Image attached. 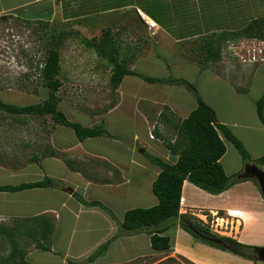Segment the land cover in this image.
I'll use <instances>...</instances> for the list:
<instances>
[{
  "label": "rangeland",
  "instance_id": "374dc122",
  "mask_svg": "<svg viewBox=\"0 0 264 264\" xmlns=\"http://www.w3.org/2000/svg\"><path fill=\"white\" fill-rule=\"evenodd\" d=\"M47 5L48 3H43V6ZM49 5L51 4L49 3ZM136 7L144 8L147 12L146 15L152 16L154 14L153 17L156 20L153 25L150 24V28L159 27L157 23L159 22L163 28L161 34L165 33L171 35L174 39H180L177 50L186 57V60L178 62V51L175 55L168 51L171 48V46L166 47L167 40L171 43L168 35H166V38L157 36L155 40L159 41L163 48H159L155 55L157 53L158 56L159 53L163 54L171 64V68H168L162 59L152 58L149 62L136 61L134 69L151 76L166 77L172 74L186 78L196 83L197 86L199 84L206 96L211 93L206 80L208 72L206 71L203 75H200L198 68L190 63V61H199L197 59L205 55L203 49L200 48L203 40L213 33L238 30L247 25L251 19L264 16V0H63L62 12L49 25V27H56L58 30L66 29L73 33L72 37L65 39L60 48L64 80L59 91L61 97L59 108L71 120L79 121L86 126H92L104 119L106 128L116 135V138L103 136L88 138L84 142L82 141L84 146L105 156L109 161L112 159L122 161L127 165V169L134 168L136 170L137 163L134 162L143 164L147 168L145 167V170L140 168L139 171L133 174L137 177L135 183L138 186L132 188L127 196L96 184L97 181H102L106 177L109 168H101L99 169L101 173H94L91 163L84 162L85 165H83L76 160L73 162L71 152L66 153L57 150L55 153H44L40 155V160L33 164L34 167L28 170L30 166L28 163L34 161L36 150L39 152L40 147L45 152L46 149H50L44 146L52 143V134L56 135L55 139L57 138L60 144H65L61 143V140L75 141L74 144L75 146L78 144V147L74 148L72 152H79V154H74L75 157L83 155L84 152H80L85 147L79 144L80 142L72 128L60 126L51 116H13L6 112H0V184H18L37 180L36 174H40L39 171L44 172L45 170L44 167L47 162L44 158L46 156H51L54 160L55 157H59L56 161L62 163V165H65V158H69L72 160L74 168H80L79 171L82 173L80 176L71 175L70 180L74 183H69L65 178L67 176L62 174L61 171H59V176L61 174L62 176L54 180L55 186L58 185L60 189H62V186L65 187L66 192L74 195L75 198L69 197L66 202L69 206L67 210L58 209L60 217L58 219L59 226L52 237L55 244L53 254L41 250L34 251L32 252L33 255L26 258L33 264H62L63 252L67 249L69 243H71L70 252L72 256H77V259L68 257L66 262L68 264V260L80 262L95 250L96 241L107 232L108 226L104 223L103 218L94 214V209L104 213L103 209L101 207L81 206L77 194L82 195L87 200L99 199L106 202L105 204L119 218L125 214L127 209L139 206L148 207L157 203V196L152 190V183L157 176L156 170L159 167L148 161L144 153L148 151L163 158L170 156L162 138H159L155 133V128L158 130L162 128L163 131L167 130L166 125H162L163 120L159 117L160 112L166 106L164 102L167 98H170L173 103H185L186 111L190 109L192 103H197L196 98L184 86L152 84L138 76L131 75L124 78L115 95L109 82L110 71L107 69L106 63L93 50L82 44L79 35L76 34L79 31L82 36L97 38L102 29L107 26L127 30V32L142 29L144 25L141 23V17H139L141 14H139ZM30 9L31 6L21 9L24 15H0V96L6 102L17 105L38 103L48 96V89L35 78L32 67L38 61L44 59L46 41L49 40V35L42 36L40 22L23 19V17L29 18L32 15L38 16ZM62 15H69L73 18L62 20ZM75 16L78 17L75 18ZM242 38L253 37L241 36L227 40L222 45V60L209 63L212 65L210 68L218 70L224 78L230 79L234 86L240 84L247 87L250 83L248 77H250L249 92L251 95H258L263 91L261 85L264 84V67L260 72L256 73V70L259 64H261L260 67L264 66L262 64L264 60L259 58L249 63L242 61L240 56L236 54V52H241L239 41ZM235 40H237L239 46L231 48L230 43ZM250 45L256 47L254 52L264 53L260 51L261 45L258 43ZM172 48L175 49L174 46ZM136 93L138 95H135ZM141 109H148L147 119H144L145 116H141L139 112ZM173 132L175 133V131ZM173 132H166V138L171 139L174 135ZM136 133L148 140L153 139L151 141L155 144V147H149L143 141L136 145L134 139ZM170 161L174 160L170 159ZM57 162H50V166L55 170L57 166L60 168V164ZM243 163L245 165L244 161ZM262 165L264 166V164ZM262 165L261 168L264 170ZM66 166L70 167L68 163ZM112 167L114 168V166ZM113 173H109L111 174L110 178L113 177ZM251 177L255 179L257 175L253 174ZM87 179L92 181V184H88ZM51 192L59 194L55 190ZM13 195L16 196L7 199L5 194L0 192V208H4L13 214H20L15 206L18 200L24 204L34 197V193L27 194V192L22 194L15 192ZM59 199L60 201L63 199L61 194ZM256 199L258 197L251 198L252 202L248 204L258 207L259 200L255 201ZM70 208L77 214L80 212L81 216L76 217V214L71 212ZM78 208H81L82 211H79ZM218 212L219 215L217 212L214 213V215L217 214L215 219H212L208 212L200 209L190 213L209 223L212 231L219 235L235 237V234H228L238 233V231L240 234L242 232L244 222L241 219H232L223 210ZM241 213L239 211L234 212L238 215ZM8 217H11V214H1L0 221L2 219L6 221ZM88 221H90V224H87ZM118 226L116 225V227ZM88 228L91 230H88ZM8 238H10L9 242L18 240L15 236ZM139 239V247L142 252L150 253L153 248L147 240V235L143 233ZM237 239L239 240V238ZM261 239H264V233ZM172 241L171 237V244ZM260 245H264V241ZM26 246L23 248H26ZM129 247L130 249L133 248L132 245H129ZM172 249L173 245L170 249L162 251L169 253ZM11 250L12 246L10 244H0V252L8 254ZM111 253L110 258L99 264H107L113 260L114 256H118L120 254L119 247L113 249ZM255 262L264 264L263 259L255 260ZM125 264L196 263L180 253H176V256L170 254L163 256L159 253L158 256L138 257Z\"/></svg>",
  "mask_w": 264,
  "mask_h": 264
},
{
  "label": "crops",
  "instance_id": "0c3cea01",
  "mask_svg": "<svg viewBox=\"0 0 264 264\" xmlns=\"http://www.w3.org/2000/svg\"><path fill=\"white\" fill-rule=\"evenodd\" d=\"M43 3H48L47 6H43ZM49 3L51 5H49ZM37 5V6H34ZM31 6V12L37 13V15H32L28 17H23L25 20H31V21H49L50 24L56 19L58 14H60L63 8V0H0V15H7V14H13V15H24L21 12V9L24 7H30ZM33 7V8H32ZM46 7V8H45ZM139 14V17H141V23L144 25L142 29H138L135 32L132 30H120L115 29L113 32L116 34L120 42L123 44V55L128 58V60L131 61L130 66L134 68V65L136 61L142 60L149 62L152 58H160V55L165 57L163 54L159 53V56L155 53L159 48H163L159 41L155 40L157 36L165 37L168 34L162 33V25H160L159 22L158 26L155 28H150V24L153 25L152 22H154L156 19L153 17V15H146V10L141 9L140 7H136ZM31 13V14H33ZM46 15V16H45ZM62 20H69L72 19V16L69 15H62ZM76 18V16H75ZM108 27V26H107ZM165 34V35H163ZM171 39V43H169V40L166 42V47L172 48V46L175 47V49L169 48L168 51H171L175 55L177 53L178 48V41L180 39H174L171 35H168ZM165 48V46H164ZM178 62H181L182 60H186V57L179 52ZM166 58V57H165ZM199 60V59H197ZM190 61V59H189ZM194 66H196L200 72V75H203L204 72H208V75L206 76L207 85H209L211 93L209 96H206L204 92L201 90V87L198 84V89L204 98V100L209 103L214 109L216 110L218 119L220 122L226 124L231 128V130L234 132V134L242 141L248 152L251 154V156L255 159L257 157H260L262 154H264V124L260 121L257 110H256V103L257 100L262 96L264 93V84L261 85L263 91L261 94L258 95H251L249 92V87L251 84V79L249 78V84L248 86H234L232 84L231 80L228 78H224L218 70L211 69L210 67L212 65L204 66V64L199 61H190ZM264 64V62L262 63ZM261 64L258 65V68L256 70L257 72H260V70H263L264 66H261ZM244 73L246 71H243ZM175 86V85H173ZM238 87V88H237ZM242 87V88H241ZM207 90H209L206 87ZM248 91V92H247ZM135 95H138L136 93ZM137 97V96H136ZM166 106H168L167 111V117L168 121H162V125H166L167 130H161V133L166 137L167 133H171L174 131L173 122H178L181 119H184L189 115V113L197 106V103H192L189 110L186 111L185 109V103H173L170 98H167V100L164 102ZM148 110V109H147ZM147 110L141 109L140 114L141 116H145L144 119H147ZM157 114V111H156ZM64 126V125H60ZM167 132V133H166ZM173 136L171 139H174L176 137V134L173 132ZM55 134L51 135L52 143H48L45 148H50L49 150L46 149V152L43 150L42 147L36 150L35 159L33 162L28 163L30 166L28 167V170L33 168V164L37 163L40 160V155L50 152L55 153L57 150H60L62 152H71L73 162L74 160L78 161V163H82L85 165V163L89 162L92 165V171L94 173L100 172L99 169H105L109 168L108 172L105 174V178H103L102 181H97V185H102L105 188L113 189L115 191H118L119 194H123L125 196L129 195L132 188H136L138 184H136L137 177L136 175H133L137 171L142 169H146L147 167L143 164H140L138 162L136 167L137 169H127V165L123 163L122 161H115V159H112L109 161L105 156L98 154L95 150H91V148H88L84 146L82 141H79L80 145L85 147L83 151L80 153H83V155H77L75 157L72 150L74 148L78 147L75 146V141H66L61 140L60 144L58 143V139L56 138ZM135 141L136 145L141 143L142 141L146 143L149 147H155V144L151 141L153 139H149L145 137H141L139 134H135ZM226 143V153L221 159V163L228 175H233L237 172H240L244 169L245 165L243 163V158L240 155L238 149L229 141L225 140ZM170 154V153H169ZM83 156V157H82ZM136 157V156H133ZM229 157V159H228ZM58 159L59 157H55ZM241 158V159H240ZM46 160L45 170L44 172L39 171L40 174H36L38 178L37 180L43 179L45 176L51 177L52 179L56 180V178L62 176V174H65L67 177H65L69 183L73 182L71 179V175H79L82 174L80 168H74L67 167V160L72 161L69 158H65V165H62V163L57 162L56 159L51 158V156H46L44 158ZM165 159L170 160L171 157L167 156ZM86 160V161H85ZM57 162L60 164V168H56V170L50 166V162ZM114 161V162H113ZM72 162V163H73ZM85 162V163H84ZM133 163V162H132ZM255 164V162L251 163ZM256 165V164H255ZM114 166V168L112 167ZM263 166V165H262ZM146 167V168H145ZM63 168L62 170H60ZM264 168V166H263ZM76 169V170H75ZM59 171H61V175L59 176ZM63 171V172H62ZM157 174L160 172V168L156 170ZM113 173V177L110 178L109 176ZM111 173V174H109ZM109 174V175H108ZM91 179V178H90ZM256 179V178H255ZM254 178H249L247 180L238 182L231 186L226 191L220 193V194H212L197 185L193 184L192 182L185 180L183 184V190H182V201H181V212H192L196 209L204 210L208 212L209 216H212V219H215L217 214L214 215V213H218L219 210H223L226 212V214L232 219H241L244 224L242 228V232L239 231L238 233H230L228 235L235 234V237L239 238L240 241L244 243H252V244H263L264 239H261L262 234L264 233V195L260 191L258 187V183ZM65 180V179H64ZM88 180V184H92V181ZM155 180V179H154ZM32 181V180H31ZM35 181V180H34ZM28 182V181H27ZM74 183V182H73ZM72 183V184H73ZM134 183V184H133ZM55 182L52 184L51 187L48 188H34V189H26L19 191L21 194L24 192H27V194L34 193V197L30 198L27 202L22 204L20 200H18L16 203V208L18 209L20 214H13L8 212L4 208H0L1 214H11V217H8V220L3 221V219L0 221V229H6L8 233L5 231H0V244H10L9 242L10 236H15L18 238L17 244L19 248H21L23 251L26 252V258L30 257V255H33L32 252H37L40 249H37L35 246V243L39 241L41 236L42 228L48 229L49 223L51 222L54 225V233L57 230V227L59 226L58 219L60 217V214L58 212V209L62 208V210L68 209V204L66 202L70 198H75L74 195L69 194L66 192L65 187L59 188V186H55ZM153 184V183H152ZM54 186V187H53ZM72 186V185H71ZM133 186V187H132ZM72 188V187H71ZM58 191L59 194H53L51 191ZM73 191V190H72ZM107 191V190H106ZM30 192V193H29ZM74 192V191H73ZM72 192V193H73ZM5 194L6 198L13 197L16 195H13L15 192H1ZM18 193V192H16ZM77 193V191L75 192ZM74 193V194H75ZM62 195L63 199L60 201L59 195ZM262 194V195H261ZM255 201H258V207L251 206L248 203L252 202L251 198H257ZM79 202V201H78ZM103 202V201H102ZM158 202V198H157ZM106 203V202H103ZM81 206H88L83 203H80ZM107 205V204H106ZM108 206V205H107ZM92 207H99V206H92ZM109 207V206H108ZM79 211H82L81 208ZM128 210V209H127ZM71 212H74L72 208H70ZM94 214H97L101 216L104 220V223L108 226L107 232H105L104 236L101 237L99 240L96 241L95 245L96 248L101 243L106 241L108 238L113 236L115 232L117 231L116 225H118V222L115 221V219L103 209L104 213H100L96 209H94ZM239 211L241 214H234V212ZM0 214V215H1ZM76 214V217H80L81 213L79 212ZM37 217V220H34L32 218ZM124 217V214L121 218L118 217L119 220H122ZM223 220V218L221 217ZM248 219V220H246ZM4 222V223H3ZM87 224H90V221L87 222ZM88 230H91L88 228ZM167 234H169L172 237V245L173 249L168 252L158 251L152 249L150 253L142 252V250L139 247L140 243V236L143 235V233L137 234V235H131V236H121L118 239H116L108 248L107 254L105 256H101L94 263L90 264H99L103 260H107L111 256V252L113 249H116V247H119L120 254L118 256H114L113 260H111L107 264H125L127 262L133 261L138 257H145L150 255H157L160 253L161 255H171L176 256V253H180L183 255H186L190 260L196 264H258V262L252 261L250 259H247L245 257L239 256L235 253H232L228 250H223L214 246H211L209 244L204 243L202 240L196 238L188 231L184 230L179 224H171L169 228L166 230ZM147 235V240L151 246L150 242V234L144 233ZM53 237V236H52ZM23 245V246H22ZM25 245L26 248H23ZM53 239H52V249L54 247ZM129 245L133 246L132 249H130ZM93 246V247H94ZM35 247V248H34ZM71 243L68 244L67 249L63 252V261L62 264H68L66 259L69 258H75L77 259V256H72L70 252ZM152 247V246H151ZM95 248V249H96ZM128 248V249H126ZM13 249V246H12ZM12 251V250H11ZM9 251V253L11 252ZM43 251V250H41ZM49 254H53L52 251H43ZM5 254L4 252H0V257L5 258L9 255Z\"/></svg>",
  "mask_w": 264,
  "mask_h": 264
},
{
  "label": "trees",
  "instance_id": "16d2710c",
  "mask_svg": "<svg viewBox=\"0 0 264 264\" xmlns=\"http://www.w3.org/2000/svg\"><path fill=\"white\" fill-rule=\"evenodd\" d=\"M153 14V13H151ZM154 15V14H153ZM78 17V16H76ZM29 21V20H28ZM31 21V20H30ZM42 36L48 34L46 41V53L44 59L38 61L34 69L35 78L48 89V96L41 102L27 105H17L6 102L0 96V112H6L13 116H51L59 125L73 129L76 138L84 141L94 137L116 138L105 126L104 119L92 126H86L79 121L71 120L66 113L59 108L61 97L59 91L63 86L62 55L60 48L67 37H72V31L49 27V21H40ZM114 27L108 26L102 29L100 35L88 38L77 31L81 43L93 50L102 59L110 71L109 82L114 94H117L124 78L128 75L138 76L148 83H161L184 86L196 98L197 106L187 117L178 122H173L176 137L167 139L157 128L156 135L162 138L169 150L170 157L174 161L146 151L144 156L152 164L160 168L152 184V190L158 198V202L148 207H134L125 211L122 220H119L114 211L99 199L87 200L78 195V200L88 206H99L118 222L117 232L100 244L90 255L80 262L68 260L69 264H88L97 258L107 254L109 246L121 236H131L140 233L150 234L151 246L154 250L162 251L171 248V237L166 230L171 224H179L184 230L191 233L203 242L235 253L252 260H264V245H251L239 241L233 236L219 235L213 232L210 224L195 217L190 212L182 213V190L185 180L212 193L220 194L234 184L252 178L253 167L258 169V177L264 179V154L253 158L242 141L234 134L229 126L219 121L216 110L202 97L196 83L174 75L158 77L144 74L130 66L131 61L123 55L122 43L113 32ZM241 36L264 37V16L251 19L247 25L232 31L213 33L206 37L201 44L205 52L199 60L204 66L211 62L222 60L223 44L229 40ZM168 68L171 64L167 58L159 56ZM30 67V66H29ZM32 70L31 68H28ZM29 77L28 75H26ZM168 106L160 112L159 117L168 121ZM256 110L260 121L264 124V93L257 100ZM225 140L231 142L241 154L245 162V168L233 175H228L221 163L226 153ZM255 162V164H251ZM68 165L74 169L72 161L67 160ZM261 164V165H260ZM257 181V180H256ZM54 183V179L45 176L43 179L21 182L18 184H0V192H19L26 189L48 188ZM258 187L262 192L261 184ZM264 184V183H263ZM264 195V193L262 192ZM219 215V212H218ZM37 220V217L32 218ZM7 232L6 229H0ZM54 225L50 222L49 228H42L41 236L35 243L37 249L52 251V236ZM12 251L5 258L1 257L0 264H33L26 259V252L19 248L15 240H11Z\"/></svg>",
  "mask_w": 264,
  "mask_h": 264
},
{
  "label": "built area",
  "instance_id": "2783aa9c",
  "mask_svg": "<svg viewBox=\"0 0 264 264\" xmlns=\"http://www.w3.org/2000/svg\"><path fill=\"white\" fill-rule=\"evenodd\" d=\"M153 23H155V22H153ZM235 41H231V43H230L231 48H235V47L239 46L237 44V40H235ZM239 43H240L239 47L241 49V52H236V54L238 56H240L242 61H244L245 63H249V62H252L253 60H258L259 58H262L264 60V57H262V56H264V53L258 54L256 52H254L256 50V47L250 45V44L258 43L259 45H261L260 51L264 52V37L263 38H258V37L242 38L239 41ZM244 51H246V52H244ZM152 133H153V128H152Z\"/></svg>",
  "mask_w": 264,
  "mask_h": 264
},
{
  "label": "water",
  "instance_id": "95a60500",
  "mask_svg": "<svg viewBox=\"0 0 264 264\" xmlns=\"http://www.w3.org/2000/svg\"><path fill=\"white\" fill-rule=\"evenodd\" d=\"M257 181L259 182V184H261V188H262V192L264 193V179L263 178H259L258 176L256 177Z\"/></svg>",
  "mask_w": 264,
  "mask_h": 264
},
{
  "label": "flooded vegetation",
  "instance_id": "af4514ba",
  "mask_svg": "<svg viewBox=\"0 0 264 264\" xmlns=\"http://www.w3.org/2000/svg\"><path fill=\"white\" fill-rule=\"evenodd\" d=\"M253 173L255 174V175H259V173H258V169L257 168H255V167H253ZM257 245V244H256Z\"/></svg>",
  "mask_w": 264,
  "mask_h": 264
},
{
  "label": "bare ground",
  "instance_id": "6f19581e",
  "mask_svg": "<svg viewBox=\"0 0 264 264\" xmlns=\"http://www.w3.org/2000/svg\"><path fill=\"white\" fill-rule=\"evenodd\" d=\"M151 23H153V22L151 21Z\"/></svg>",
  "mask_w": 264,
  "mask_h": 264
}]
</instances>
